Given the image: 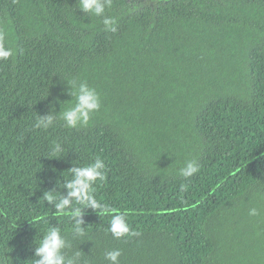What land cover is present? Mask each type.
<instances>
[{
    "label": "trees",
    "instance_id": "trees-1",
    "mask_svg": "<svg viewBox=\"0 0 264 264\" xmlns=\"http://www.w3.org/2000/svg\"><path fill=\"white\" fill-rule=\"evenodd\" d=\"M105 15L116 32L77 0H0L14 51L0 60V264H31L49 224L89 264L113 249L119 264H264V0H111ZM72 79L99 93L89 124L33 129L74 102ZM96 157L95 198L139 235L114 238L86 207L72 239L70 216L44 202Z\"/></svg>",
    "mask_w": 264,
    "mask_h": 264
},
{
    "label": "clouds",
    "instance_id": "clouds-1",
    "mask_svg": "<svg viewBox=\"0 0 264 264\" xmlns=\"http://www.w3.org/2000/svg\"><path fill=\"white\" fill-rule=\"evenodd\" d=\"M78 8L84 13L101 17L105 31L116 32L117 20L112 16L105 15L106 7H110L111 0H77ZM3 35L0 34V60H8L14 55L11 48L3 44ZM67 93L74 102L63 111H54L50 107L46 114H36L32 123L33 129L47 130L53 127L57 120L63 122L66 128L84 127L89 124L91 115L99 111L101 100L95 88L88 85L86 81L72 79L66 81ZM64 149L61 143L53 141L48 157H62ZM106 164L103 159L96 157L91 163L83 166L74 165L69 167V177L57 180V187L66 189V194L56 190V187L43 191L42 198L48 205L54 208V217L68 215L72 221L71 236L77 239L85 236L84 222L82 220V210L91 207L101 216H109L107 231L116 239L124 236L139 235L130 230L126 220V212H116L110 206L99 202L94 195V185L98 181L105 179ZM199 170V165L195 161L187 162L186 166L180 169V175L190 177ZM183 187V186H182ZM256 208L249 209V215H258ZM39 219V218H37ZM35 222V221H33ZM31 222V223H33ZM31 264H89L82 258V252L69 251L72 243L67 238V234L62 233L58 225H50L44 230L40 239L36 241ZM121 256L120 249H113L105 252L104 257L110 264H119Z\"/></svg>",
    "mask_w": 264,
    "mask_h": 264
}]
</instances>
